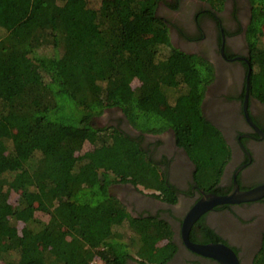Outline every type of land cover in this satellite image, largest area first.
<instances>
[{"label":"trees","instance_id":"1","mask_svg":"<svg viewBox=\"0 0 264 264\" xmlns=\"http://www.w3.org/2000/svg\"><path fill=\"white\" fill-rule=\"evenodd\" d=\"M158 1L0 0L3 264H127L130 249L143 264L159 255V222L130 216L108 192L111 182L154 186L158 176L135 137L97 125L106 109L141 131L171 128L199 165L226 156L200 108L212 68L173 47ZM248 2L251 83L264 101V0ZM254 264H264V239Z\"/></svg>","mask_w":264,"mask_h":264},{"label":"flooded vegetation","instance_id":"2","mask_svg":"<svg viewBox=\"0 0 264 264\" xmlns=\"http://www.w3.org/2000/svg\"><path fill=\"white\" fill-rule=\"evenodd\" d=\"M250 12L248 0H223L220 8L203 0H159L156 8L173 47L200 56L212 68L200 108L227 148L215 167L214 161L199 165L171 128L141 131L117 107L95 118L99 127L113 126L135 137L158 176L154 186L111 182L107 187L130 216L160 224L159 255L143 264H222L192 248L210 244L230 249L238 264H254L262 247L264 193L206 206L185 226L191 210L210 196L264 186V101L251 83L245 36ZM127 264L140 262L128 259Z\"/></svg>","mask_w":264,"mask_h":264},{"label":"water","instance_id":"3","mask_svg":"<svg viewBox=\"0 0 264 264\" xmlns=\"http://www.w3.org/2000/svg\"><path fill=\"white\" fill-rule=\"evenodd\" d=\"M263 193H264V186H259L257 188H253L242 192L235 190L231 194L224 196L212 195L210 196V199L208 200L205 199L204 201L197 204V206L194 209L191 210L188 219L186 220L185 223L186 230L188 229L192 221L196 219V217L201 213L202 210H204L206 206L217 203L233 202L238 199L252 200L258 198ZM192 248L203 255H208L218 259L222 264H238L232 251L224 247L223 245H218V244L193 245Z\"/></svg>","mask_w":264,"mask_h":264},{"label":"rangeland","instance_id":"4","mask_svg":"<svg viewBox=\"0 0 264 264\" xmlns=\"http://www.w3.org/2000/svg\"><path fill=\"white\" fill-rule=\"evenodd\" d=\"M94 5L95 6H97L98 5V2H94ZM262 44L264 45V37L262 38ZM137 83H135L134 82V84L133 85H136ZM169 102H171V101H169ZM87 147V145H85V148ZM206 154L207 153H204L203 154V158H206V157H208L209 155L207 154V156H206ZM205 156V157H204ZM211 160V159H210ZM207 162V161H206ZM210 162H213V161H209V164H210ZM9 199H10V202H14L15 201V199H16V197H17V194L16 193H13V192H11L10 193V195H9ZM38 218H42V219H44L45 218V216L43 215V214H40L39 212H36V214H35ZM21 227V224L19 223V225H18V228H20ZM111 231H114L115 229H116V227L115 226H111ZM130 247H132V246H130ZM130 255H132L133 256V259H131V260H134V261H138V260H141L140 258H137L136 257V255L134 254V252H133V250L132 249H130ZM158 255V254H157ZM156 255H154V259L157 257H155ZM153 259V260H154ZM142 260H144V259H142ZM144 261H146V260H144ZM0 264H3V262L2 261H0Z\"/></svg>","mask_w":264,"mask_h":264},{"label":"built area","instance_id":"5","mask_svg":"<svg viewBox=\"0 0 264 264\" xmlns=\"http://www.w3.org/2000/svg\"><path fill=\"white\" fill-rule=\"evenodd\" d=\"M90 264H104V263H102V262H100V261H97L96 259H93V260L90 262Z\"/></svg>","mask_w":264,"mask_h":264}]
</instances>
